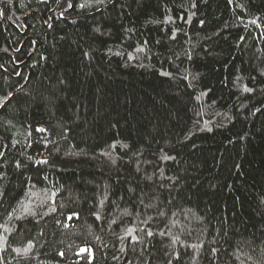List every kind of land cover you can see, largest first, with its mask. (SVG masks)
Here are the masks:
<instances>
[{
	"label": "trees",
	"instance_id": "obj_1",
	"mask_svg": "<svg viewBox=\"0 0 264 264\" xmlns=\"http://www.w3.org/2000/svg\"><path fill=\"white\" fill-rule=\"evenodd\" d=\"M0 264H264V0H0Z\"/></svg>",
	"mask_w": 264,
	"mask_h": 264
}]
</instances>
